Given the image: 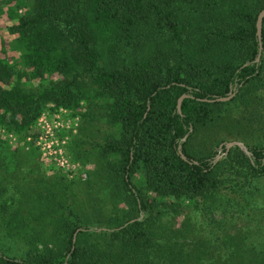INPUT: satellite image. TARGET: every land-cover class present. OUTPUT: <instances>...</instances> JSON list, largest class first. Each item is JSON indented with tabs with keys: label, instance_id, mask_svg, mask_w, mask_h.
I'll list each match as a JSON object with an SVG mask.
<instances>
[{
	"label": "trees",
	"instance_id": "1",
	"mask_svg": "<svg viewBox=\"0 0 264 264\" xmlns=\"http://www.w3.org/2000/svg\"><path fill=\"white\" fill-rule=\"evenodd\" d=\"M263 8L0 0V225L27 242L22 255L0 248V264H264ZM60 108L81 116L72 153L96 168L86 182L42 176L38 192L5 197L15 158L40 169L38 149L12 146L5 133L36 137L39 116ZM227 139L249 153L233 146L215 162ZM107 199L103 215L97 203ZM218 212L247 220L256 238L229 234Z\"/></svg>",
	"mask_w": 264,
	"mask_h": 264
},
{
	"label": "rangeland",
	"instance_id": "2",
	"mask_svg": "<svg viewBox=\"0 0 264 264\" xmlns=\"http://www.w3.org/2000/svg\"><path fill=\"white\" fill-rule=\"evenodd\" d=\"M46 111H48V110H46ZM80 118H81V116H80ZM81 122H82V120H80L77 131L75 133L73 132L70 134L71 140H70V143L67 147V151H68L67 153L70 156V158L72 159V162L75 163V165H76V171L77 172H76L75 176L74 175L70 176L66 170L58 168L52 163L46 162L43 159L41 152L38 150V155L35 158V162H38V164L40 165L39 170L37 168L33 167L34 169H33V171H31L30 168H32V165L30 163L26 167L25 165L20 164V159H16V158L12 162V164H10L11 165L10 169L13 171H11V170L7 171V177H8V179H10L9 181H11V183L8 185L7 193L4 194V196L8 197V196L14 194L17 197V202H19L20 198L22 197V194H24V192H26L28 195H32L33 193H36L41 189V186L44 185V184H41L40 178L42 176H45L47 178L46 180L48 182H50L56 178H60L62 174L65 175L68 180H77L79 182H86L89 179L91 172L96 168V165L94 162L95 160L92 158L88 162H84V161L82 162L78 159H75L73 156V153H72V145H73V142H74V139L76 138V136L79 135L80 126L82 124ZM100 126L102 127L103 132L99 133L98 136L96 137V139H98L99 142H103V139H104L103 136L107 132V130H106L107 126H105V124H103V125L100 124ZM4 133H3V135H4ZM5 135L3 138L6 139L9 142V144L12 146H18V145L19 146L21 145L23 147L25 146L26 150H29V149H31V147L34 146L33 143L32 144L29 143L28 140L23 141V140H20V138H18V137H15L12 135L9 136L6 133H5ZM232 141H240L246 146L245 142H243L242 140H232ZM228 142H231V140L227 139V142L223 143V146L224 145L226 146V143H228ZM223 146H222V149L220 147H219V149L217 148L218 151L214 157L215 162H217L219 159H221L222 157H224L227 154V151L226 152L224 151ZM44 187H42V189H45ZM35 195L36 194H34V196ZM82 196H84V194H82L80 192L78 194V197H82ZM110 203H111L110 200H108L106 203L103 202V204L97 203V205L104 207L103 215L108 212V210L110 208ZM89 208H90V211L93 213H97L99 211L98 206H94L95 210H92L91 205L89 204ZM185 211H186V209H182L181 214L184 215ZM187 211H188V208H187ZM227 214H228V216L224 217ZM227 214H221L220 212H218V213H215L213 216H214V218H216V221L223 220L226 223V228L229 231L228 232L229 234H234V233L241 231V232H247L248 234H250V237L252 239L256 238L257 233H253V232L247 230L248 225L245 224L247 220H245V219L242 220V218H238L237 217L238 214H236V213L232 214L230 212ZM7 215H8V217L10 216L9 213ZM199 216H200V218H204L200 214H199ZM200 218H197L194 220L195 225H199V226L204 225L203 219L201 220ZM177 219L178 218H176V220ZM182 219H183V216L179 217V219H178L179 224L182 222ZM198 221H200V222H198ZM217 226H218L217 223H213L209 227L208 233H209L211 228H216ZM4 228H5L4 226L0 225V248L2 250L6 251L7 253L11 254V255H22L27 248V242L24 240V238H21V237H16V238L7 237L6 235H4ZM224 230L225 229H223L221 232H224ZM212 231L213 230H211V232ZM211 232L209 233V235H211Z\"/></svg>",
	"mask_w": 264,
	"mask_h": 264
},
{
	"label": "built area",
	"instance_id": "3",
	"mask_svg": "<svg viewBox=\"0 0 264 264\" xmlns=\"http://www.w3.org/2000/svg\"><path fill=\"white\" fill-rule=\"evenodd\" d=\"M79 123L80 117L71 116L65 108L45 111L37 119V136L29 137L28 141L41 152L46 162L66 170L70 176H75L76 165L68 155L67 147L71 140L70 134L77 131Z\"/></svg>",
	"mask_w": 264,
	"mask_h": 264
},
{
	"label": "water",
	"instance_id": "4",
	"mask_svg": "<svg viewBox=\"0 0 264 264\" xmlns=\"http://www.w3.org/2000/svg\"><path fill=\"white\" fill-rule=\"evenodd\" d=\"M263 19H264V8L259 12L258 17H257V23H256L257 36H258V39H259L260 50H262V48H263V46H262ZM259 58H260V55L258 56L257 60ZM234 95H235L234 90H231L227 96L218 97V98H215V99H213L211 101H228L231 98H233ZM186 97H187V95L184 94V95H182L180 97V99L178 101V110H179V112H181L182 101ZM222 146H223V144L220 146L221 149H222ZM233 146H239V147L243 148L246 153H249L247 147L240 141H231V142L226 143V151H228ZM179 153L181 154L183 159L187 160L186 155L183 153L182 145L179 146Z\"/></svg>",
	"mask_w": 264,
	"mask_h": 264
}]
</instances>
